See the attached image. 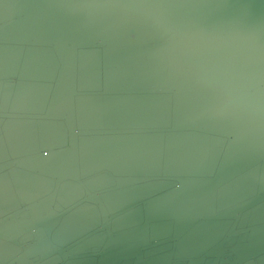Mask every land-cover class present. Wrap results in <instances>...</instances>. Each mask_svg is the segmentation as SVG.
<instances>
[{"label": "water", "instance_id": "water-1", "mask_svg": "<svg viewBox=\"0 0 264 264\" xmlns=\"http://www.w3.org/2000/svg\"><path fill=\"white\" fill-rule=\"evenodd\" d=\"M0 264H264V0H0Z\"/></svg>", "mask_w": 264, "mask_h": 264}]
</instances>
